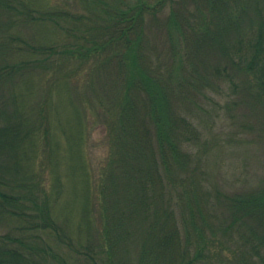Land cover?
I'll list each match as a JSON object with an SVG mask.
<instances>
[{
	"label": "trees",
	"instance_id": "obj_1",
	"mask_svg": "<svg viewBox=\"0 0 264 264\" xmlns=\"http://www.w3.org/2000/svg\"><path fill=\"white\" fill-rule=\"evenodd\" d=\"M43 1L0 0V264H264V183L215 181L205 138L246 108L264 131V0ZM74 60L115 63L84 85L98 105ZM88 105L108 139L94 175Z\"/></svg>",
	"mask_w": 264,
	"mask_h": 264
},
{
	"label": "rangeland",
	"instance_id": "obj_2",
	"mask_svg": "<svg viewBox=\"0 0 264 264\" xmlns=\"http://www.w3.org/2000/svg\"><path fill=\"white\" fill-rule=\"evenodd\" d=\"M67 1L71 2L69 5H73L71 9L74 13L81 14L84 11V6H81L80 3L83 2V0H44L43 3L46 2L51 6H63L64 4L68 3ZM168 9L169 8H167V10ZM146 18L147 20L144 33L146 40L145 42L148 43L153 41L155 32L150 25L151 17L146 16ZM32 32L33 33H30V35L36 34L41 38H49L51 36L49 31L40 32L32 29ZM56 40L62 45L61 48H63L65 45H69V43H71L70 41H73V37L71 36L68 39V36L60 31ZM92 64V61L85 62V66L79 67V62L75 63L74 60L70 64V67L65 69V72H69L73 76L72 78L74 82L71 83V88L75 92H81L82 96L87 95L89 98L88 101L94 102L93 100L96 96L102 97L101 91L85 88L84 85L87 83L88 78H90L91 75L101 74L104 76L105 71H108V69L114 70L115 63H113L114 66H111V62H109L107 67L102 64L103 67L93 66L92 69L89 68L90 70H85ZM76 78L78 79L76 80ZM82 79L86 82L82 81ZM110 88L111 87L107 85L105 93H108ZM61 101H63V99ZM66 101L67 107L71 111L67 96ZM93 109H95V106ZM250 109L246 108L245 111H242L241 116L239 114V117L235 118L232 123L227 122L226 120L217 124V128L213 130V132L205 133V138L212 140L210 143L212 146V151L210 154H208L210 157V166L208 169L210 170L212 177L215 181L222 183L221 185H224L228 190H235L237 192L249 191L264 183V131L261 130L255 115L252 112H248ZM61 110L62 104L59 102V107L56 106L55 111L59 112L60 119L65 120V114L60 112ZM222 113L223 111L221 110L220 114ZM67 121L73 122V117L69 118ZM84 121L86 138L85 152L92 166L91 171L94 175V173L97 174L101 168L107 155L108 139L106 133V124L101 118L100 114L92 110L90 105H88V111L85 114ZM75 125L77 126L74 121V129ZM67 135L70 136L69 134ZM67 146L71 147L70 144H67ZM72 153L70 152V157L68 155V158L71 160L74 159V155H72ZM39 159L40 157H38V160H36L34 169L41 174V179H43L45 183L44 185L49 189L51 187V183H55L57 181L55 176L56 171L55 174H52L51 166H48L46 169H42L39 166ZM60 169L62 173L65 174V169L62 166ZM69 187L71 186L66 185L64 190L68 191ZM91 189L94 190V187L91 186ZM72 193L69 190L64 195V197L70 199ZM261 230L264 233V227Z\"/></svg>",
	"mask_w": 264,
	"mask_h": 264
}]
</instances>
